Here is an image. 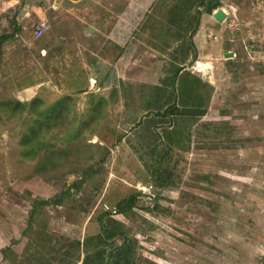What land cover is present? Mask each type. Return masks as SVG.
<instances>
[{
  "label": "rangeland",
  "instance_id": "374dc122",
  "mask_svg": "<svg viewBox=\"0 0 264 264\" xmlns=\"http://www.w3.org/2000/svg\"><path fill=\"white\" fill-rule=\"evenodd\" d=\"M181 1L0 0V36L13 34L0 46V103L71 98L62 127L44 133L46 161L24 157L30 113H0V264H84L95 256L103 212L135 241L134 264H226L217 261L232 242L221 228L230 223L217 220L227 211L222 199L264 197V0H229L237 13L222 23L212 14L224 5L198 8L196 58L189 50L176 102L200 113L146 117L153 88L190 48L189 34L179 37ZM39 21L50 29L34 39ZM57 52L68 60L51 67ZM228 52L234 57L224 59ZM85 65L78 84L74 68ZM99 97L107 103L93 122ZM164 152L159 165L171 183L159 188L152 171ZM63 192L60 205H34ZM133 194L127 217L116 214ZM120 244L115 238L103 249Z\"/></svg>",
  "mask_w": 264,
  "mask_h": 264
},
{
  "label": "trees",
  "instance_id": "16d2710c",
  "mask_svg": "<svg viewBox=\"0 0 264 264\" xmlns=\"http://www.w3.org/2000/svg\"><path fill=\"white\" fill-rule=\"evenodd\" d=\"M219 4V0H182L181 3L176 6V8L180 9L183 13L181 16V31H179V37L184 38L185 34H189L187 42L190 45V48L181 50L179 59L173 57L172 63L168 66L170 73L169 77L164 78L160 85L153 88L154 95H152V98L146 102V117L152 115L155 118H165L170 115L168 113L169 111L173 114L181 113L184 115H197L200 113V111H197L198 108L194 107H183L180 111L176 102L178 97L176 85L183 73L181 66L188 61L189 50L193 52L192 60H195L196 58V50L194 43L192 42V36L195 35L199 27L201 12L198 11V8L201 6H208V9L213 11L219 6ZM189 11L196 16L195 19L189 16ZM15 30H18V28ZM12 37L13 34L1 35L0 46ZM89 96L93 101L95 95L90 94ZM112 98H114L113 101L117 98L116 89L112 90L111 99ZM70 99L71 98L68 96L62 97L49 106H46L38 97L33 98L27 105L18 100H7L0 103V113L3 111V113L9 117H13L16 113H21L23 109L27 110L32 116L29 130L21 141V146L24 149L23 154L26 159L32 160L42 154L43 159L46 161L44 156L48 149V145L44 141V133L48 134L52 129L62 127L68 115L67 109L68 101H70ZM106 103L107 99L105 97H99L96 99L91 105V121L95 122L98 119V117L95 116L99 114L100 110L106 105ZM140 122L141 121L137 124H140ZM75 134L77 135L78 133L76 132ZM164 154L165 152L160 155L158 164L152 171V176L154 179H157V187L159 188H167L171 183L169 180L171 174L159 165L160 159L163 158ZM41 170H44V166ZM83 182L84 179L81 178L80 181L72 185V188L78 190ZM66 195L67 193L63 192L50 201H38L34 203V205L35 207L50 203L53 205H60ZM136 197L137 195L133 194L119 201L115 206V213L127 217L128 213L134 207ZM111 216V212H103L98 217V222L101 227L100 234L95 238L97 246L96 253L94 257H89V261H85L84 264H134L136 257V243L123 232V224L113 219ZM115 238H120L121 244L111 246L110 249L104 251L103 246Z\"/></svg>",
  "mask_w": 264,
  "mask_h": 264
},
{
  "label": "crops",
  "instance_id": "0c3cea01",
  "mask_svg": "<svg viewBox=\"0 0 264 264\" xmlns=\"http://www.w3.org/2000/svg\"><path fill=\"white\" fill-rule=\"evenodd\" d=\"M219 2L221 5H224L225 7L229 6L227 4L229 0H219ZM222 10L224 11L223 8ZM263 15H264V11L262 13V16ZM197 36H198V40H201L200 36L199 35ZM196 38L197 37H195V40ZM199 42L201 43V41ZM57 45L59 46L58 43ZM54 46L52 48H54ZM197 48L199 50V47ZM57 49H54V51H57ZM50 51L54 52L53 49ZM65 55L66 56L64 57V55H62L60 52H57L54 55L55 59L53 58L49 60V63L52 65L51 67H54L53 66L54 63L56 64L59 63V62H54V60L57 61L58 59H60L62 61L61 58L63 59L66 58L65 61H67L68 60L67 54ZM199 65L203 67L202 64H200V62H197L194 65L196 67L195 68L196 70L199 69L198 67ZM66 67L69 69L70 65H67ZM88 67L89 66L85 65L82 68L80 66L78 67V69L74 68V74L75 75L77 74L76 79L78 84L81 83L82 80H84L83 78L81 79L83 74L85 75V79H87L86 78L87 70L88 71L90 70ZM93 79L95 78L91 77L88 79V81H92ZM260 186L261 184L259 183L255 184V188ZM262 186H264V182ZM240 193L241 195L239 198L237 196H233L232 198L230 197V199L228 198L222 199L223 201L222 204L223 206H225L227 211H224L223 213H221V211H218L217 220L219 225L220 222L221 223L225 222L226 224L230 223L228 227L224 226L221 228L224 231V234H226V237H228L229 240H232V242L229 243L228 245L229 247L226 249V254L224 259L217 258V261L221 262L222 260H224L226 261V264H228V262H232V264H255V262L257 261L260 262L261 264L262 259L264 257V197L253 195L251 191L249 192L241 191ZM231 209L233 210V213L235 215L234 217H230L228 215L226 219L225 216L229 214V210ZM224 218L226 219V221L224 220ZM219 225L216 226L220 228ZM221 236L222 235H220V237ZM220 264H224V263H220Z\"/></svg>",
  "mask_w": 264,
  "mask_h": 264
},
{
  "label": "built area",
  "instance_id": "2783aa9c",
  "mask_svg": "<svg viewBox=\"0 0 264 264\" xmlns=\"http://www.w3.org/2000/svg\"><path fill=\"white\" fill-rule=\"evenodd\" d=\"M213 12H215V11H213ZM224 12L226 14V21H227V19L230 16V14L237 13V9L234 6L229 5V6L224 8ZM49 29H50V26H49V24L47 22L39 21L37 23V25L35 26V29L33 31L34 39H39L44 33L49 31ZM214 39L216 40L217 38H214ZM261 264H264V257L262 259Z\"/></svg>",
  "mask_w": 264,
  "mask_h": 264
},
{
  "label": "water",
  "instance_id": "95a60500",
  "mask_svg": "<svg viewBox=\"0 0 264 264\" xmlns=\"http://www.w3.org/2000/svg\"><path fill=\"white\" fill-rule=\"evenodd\" d=\"M212 18L217 22V23H222L223 21L226 20V14L225 12L222 10V9H217L213 14H212ZM263 18H264V15H263ZM89 31L90 32H93V29L92 28H89ZM234 57V54L232 52H228V53H225L223 55V58L224 59H231ZM95 82V80H92Z\"/></svg>",
  "mask_w": 264,
  "mask_h": 264
},
{
  "label": "bare ground",
  "instance_id": "6f19581e",
  "mask_svg": "<svg viewBox=\"0 0 264 264\" xmlns=\"http://www.w3.org/2000/svg\"><path fill=\"white\" fill-rule=\"evenodd\" d=\"M202 66H204V65H202Z\"/></svg>",
  "mask_w": 264,
  "mask_h": 264
}]
</instances>
